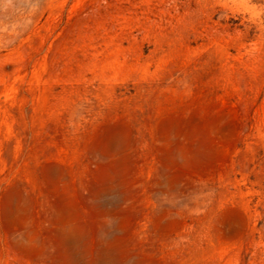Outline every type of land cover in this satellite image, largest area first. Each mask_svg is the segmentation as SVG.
Masks as SVG:
<instances>
[{"label": "rangeland", "instance_id": "obj_1", "mask_svg": "<svg viewBox=\"0 0 264 264\" xmlns=\"http://www.w3.org/2000/svg\"><path fill=\"white\" fill-rule=\"evenodd\" d=\"M0 264H264V0H0Z\"/></svg>", "mask_w": 264, "mask_h": 264}]
</instances>
